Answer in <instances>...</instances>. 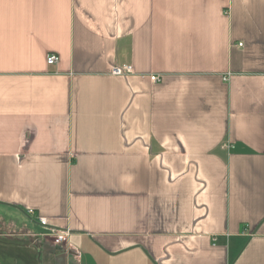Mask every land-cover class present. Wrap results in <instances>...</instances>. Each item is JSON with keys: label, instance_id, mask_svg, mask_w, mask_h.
Listing matches in <instances>:
<instances>
[{"label": "crops", "instance_id": "1", "mask_svg": "<svg viewBox=\"0 0 264 264\" xmlns=\"http://www.w3.org/2000/svg\"><path fill=\"white\" fill-rule=\"evenodd\" d=\"M0 264H264V0H0Z\"/></svg>", "mask_w": 264, "mask_h": 264}, {"label": "built area", "instance_id": "2", "mask_svg": "<svg viewBox=\"0 0 264 264\" xmlns=\"http://www.w3.org/2000/svg\"><path fill=\"white\" fill-rule=\"evenodd\" d=\"M59 60H60V57L57 54H50L47 57V63L49 65H56L59 62ZM111 73L115 76H125V75L132 74L133 70L131 66H127V65L121 66V67L114 66ZM151 80L152 82H158L160 81V77L156 75H152ZM28 213L33 216L35 215L33 210H29ZM36 218L41 226L47 227L50 230L48 235L52 238L53 242L56 245L63 244L67 241V238L69 236V233L67 231L58 230L54 227H51L46 218L39 217V216Z\"/></svg>", "mask_w": 264, "mask_h": 264}]
</instances>
